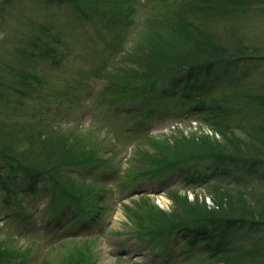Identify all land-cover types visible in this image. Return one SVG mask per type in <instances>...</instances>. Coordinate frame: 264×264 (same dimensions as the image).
<instances>
[{
  "label": "rangeland",
  "instance_id": "obj_1",
  "mask_svg": "<svg viewBox=\"0 0 264 264\" xmlns=\"http://www.w3.org/2000/svg\"><path fill=\"white\" fill-rule=\"evenodd\" d=\"M175 1L186 8L192 5L191 0ZM252 4L232 23L215 20L206 11L186 10L187 18L197 25L196 28L207 31L223 48L233 47L234 50L239 40V44L251 50L238 60L224 58L210 73H196L197 80L205 83L200 93L203 103L218 106L230 100L227 107L231 109L233 130L242 138H248V134L245 135L248 122L261 125L264 131V3L254 0ZM170 5V12L176 8L180 11L177 4ZM95 9L83 7L79 10L73 5L59 3L47 6L42 0H0V178L7 177L8 173L1 150L10 148L11 140L18 144L19 137L27 139L47 127L78 130L76 133L88 140L85 143L100 149L98 157L104 160L102 167L89 175L79 172L78 178L95 182V186L103 182L109 189L103 192L104 198H100L107 206L100 215L94 209L99 220L89 223L92 234L82 232L85 228L75 230L77 227L63 232L47 229L50 218L44 208L50 197L43 194L44 187L34 194L19 184L17 191L23 196L21 198L19 192L16 203L10 195L11 190H0V243L9 242L11 254L25 255L18 264H59L69 255L70 248L75 250V245L83 247L89 241H95L93 250L97 258L94 264L248 263V254L255 252L250 250L263 243L264 227L249 228L246 224L231 229L227 253L222 258L205 253L204 242L194 239L188 244L181 237L169 239L166 234L147 241L135 237L136 225L126 217L122 203L133 206V201L144 196L171 213L173 202L167 197V191L189 193L184 186V176L179 174L167 182L132 179L138 177L134 171V154L139 149L150 150L149 138L169 134L175 129L171 126L179 124L183 132L194 133L191 125L196 118L189 108L194 104L182 95L158 100L155 107L167 114L152 120L135 115L134 111L146 114L138 102L112 105L114 88L108 87L110 77L105 75L115 74L118 56L133 43L137 29L133 25L123 33L112 24L110 17L102 18ZM185 76L187 74L182 71L171 73L154 91L170 88L174 81ZM134 90L135 87L133 92L136 93ZM248 96L261 97L260 102L246 105L244 101H248ZM205 130L209 136L220 140L216 132L212 135L208 128ZM21 142L20 153L27 156L31 144L35 143ZM96 143H101L104 149L94 146ZM208 164L209 161L197 163L199 167ZM227 166L236 167L231 163ZM257 171L256 176L243 175L241 181L242 185L250 186L248 191L252 193L264 191V164H259ZM234 173L241 176L242 169L237 166ZM26 178L25 173L22 179ZM232 183L236 185L235 181ZM189 190L192 194L204 191L201 188Z\"/></svg>",
  "mask_w": 264,
  "mask_h": 264
},
{
  "label": "trees",
  "instance_id": "obj_2",
  "mask_svg": "<svg viewBox=\"0 0 264 264\" xmlns=\"http://www.w3.org/2000/svg\"><path fill=\"white\" fill-rule=\"evenodd\" d=\"M42 1L47 6L54 3L70 4L79 10L95 7V13L105 19L110 17L112 24L123 33L135 26L137 33L134 34L133 43L118 56L115 74L105 75L110 77L108 87L114 88L110 102L112 105L138 102L146 114L134 111L135 115L152 120L167 114L165 110L160 112L155 107L159 104L158 100L182 95L194 104L189 107L192 114L194 112L193 117L196 115L201 124L220 135V140L200 131L186 135L183 130L176 128L169 134L150 137V150L139 149L134 154V171H137L138 177L132 179L168 180L173 175H183L187 186L204 187L215 205L208 208L205 201L200 200L199 194L192 202L180 191L169 190L167 195L173 207L171 213H167L148 197H139L133 201V206L123 204L126 217L136 225L135 237L147 241L166 234L169 239L181 237L188 244L194 239L195 242H204L205 253L222 258L227 253L230 242L228 232L231 229H239L246 224L249 228L264 227V191L252 193L248 191L249 185L241 184L243 175L256 176L259 164H264L263 128L248 122V131L245 130L248 138L237 134L231 123V109L227 107L231 104L230 100H224L218 106L203 103L200 93L205 83L197 80L196 74L202 71L210 73L224 58L238 60L251 50L239 44V40L234 50L231 49L233 47L223 48L212 39L211 34L196 28L197 25L186 16V10H201L215 20L232 23V20L244 15L254 0H191L192 5L187 8L175 0ZM170 4H177L180 11L176 8L170 12ZM148 10L156 13L147 16L151 14L147 13ZM177 71L185 72L187 76L174 81L170 88L154 91L167 75ZM194 80L195 83L192 82ZM134 87L136 93L133 92ZM258 99L261 97L248 96V101H243L246 105L251 102L258 104ZM76 132L79 131L50 130L47 127L44 131L34 132L35 136L32 134L27 139L19 137L18 144L14 142L16 140H13L14 143L11 140L10 148L1 150L4 162L8 164V173L7 177L0 178V190H11L10 195L16 203L19 184L34 194L44 187L43 194L50 197L48 206L44 208L50 218L47 229L50 226L63 232L72 227H88L90 222L99 220L95 217L94 209L100 215L107 206L100 199L104 198L103 192L109 190L103 182L95 186V182L78 178L79 172L89 175L102 167L104 160L98 157L100 149L85 143L88 140ZM22 140L35 143L31 144L27 156L20 153ZM94 146L104 149L101 143ZM202 161H209V164L199 167L197 163ZM228 163L239 166L242 169L241 176L235 175L236 167H226ZM25 173L27 178L22 179ZM15 185L16 188L11 189ZM20 196L22 198L23 194ZM69 213L72 215L71 220ZM180 234L182 236H178ZM262 240V245L250 250L255 251L248 254L250 261L243 264L264 262V238ZM94 242L89 241L83 247L75 245V250L70 248L69 255H65L59 264H94L97 258L93 250ZM23 255L11 254L9 242L0 243V264L22 263ZM255 256L258 258L255 259Z\"/></svg>",
  "mask_w": 264,
  "mask_h": 264
},
{
  "label": "bare ground",
  "instance_id": "obj_3",
  "mask_svg": "<svg viewBox=\"0 0 264 264\" xmlns=\"http://www.w3.org/2000/svg\"><path fill=\"white\" fill-rule=\"evenodd\" d=\"M207 77H210V74H207Z\"/></svg>",
  "mask_w": 264,
  "mask_h": 264
}]
</instances>
